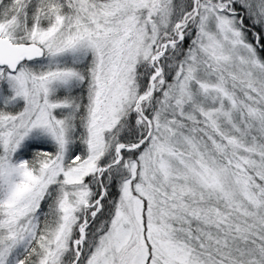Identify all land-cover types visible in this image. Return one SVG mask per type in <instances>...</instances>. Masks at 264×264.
Here are the masks:
<instances>
[{
    "label": "snow or ice",
    "instance_id": "1",
    "mask_svg": "<svg viewBox=\"0 0 264 264\" xmlns=\"http://www.w3.org/2000/svg\"><path fill=\"white\" fill-rule=\"evenodd\" d=\"M0 264H264V0H0Z\"/></svg>",
    "mask_w": 264,
    "mask_h": 264
}]
</instances>
